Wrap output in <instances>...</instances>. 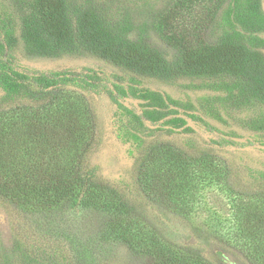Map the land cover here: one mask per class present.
<instances>
[{"label": "trees", "instance_id": "trees-1", "mask_svg": "<svg viewBox=\"0 0 264 264\" xmlns=\"http://www.w3.org/2000/svg\"><path fill=\"white\" fill-rule=\"evenodd\" d=\"M196 1L203 2L170 0L155 18L153 30L174 50L169 57L152 45L146 34L132 37L134 25L129 19L110 21L99 8L81 7L69 0H30L23 19L25 52L49 58L87 55L133 75L165 83L182 79L229 80L230 89L237 90L242 99L264 103V51L232 32L214 40L197 34L201 38L195 41L175 24L177 15ZM224 2L218 0L216 8ZM3 31L0 204L8 209V221L0 226V264H100L94 250L116 244L144 253L152 264H227L223 250L208 257L198 245L169 241L149 220L150 204L190 214L187 202L194 198L200 177L207 176L205 172L214 166L212 150L197 145L191 136L195 131L187 121L180 116L165 121L185 133L183 145H177L171 140H148L144 136L145 121L157 123L170 113L162 97L154 98L153 108L133 114L130 127L139 145L133 183L111 182L90 161L98 140L94 107L84 95L67 89L75 86L94 90L100 84L99 77L72 69L18 71L13 51L19 37L11 30ZM157 132H164L163 127ZM214 167L213 172H222L221 167ZM257 187L261 188L254 193ZM257 187L251 186L253 192L248 188L247 192L264 201V181ZM178 200L183 202L181 207ZM255 204L240 210V240L247 242L245 253L250 262L264 264V206L258 208ZM80 210L103 215L95 226L94 242L93 238L82 242L71 233L65 234L59 223L60 215ZM40 216L44 220H39ZM30 223L35 224L33 229ZM45 239H54L55 248H68L67 253H62L60 259L54 257L44 245L47 243L42 242Z\"/></svg>", "mask_w": 264, "mask_h": 264}, {"label": "rangeland", "instance_id": "rangeland-1", "mask_svg": "<svg viewBox=\"0 0 264 264\" xmlns=\"http://www.w3.org/2000/svg\"><path fill=\"white\" fill-rule=\"evenodd\" d=\"M28 1L0 0V31L8 29L19 37L13 51L14 67L25 73L72 69L99 77L100 84L94 90L67 87L84 95L97 114L98 140L90 161L99 174L114 183H133V163L139 145L130 122L133 114L140 115L146 109L153 108L154 98L162 97L165 109L170 113L157 123L145 121L146 139L159 137L183 145L181 140L186 135L182 133V128L165 123L173 116L183 117L188 126L194 129L195 133L191 136L197 145L212 150L213 165L221 167L222 172H213V166L205 172L207 176L200 177L194 198L187 202L191 208L190 214H179L150 204L147 207L149 220L171 242L198 245L208 257L221 249L227 264H252L245 253L247 242L240 240L239 225L243 221L240 210L247 206L254 207V203L258 208L264 206V201L247 192L248 189L252 191L251 186L257 187L264 181V103L254 98L242 99L237 90L230 89L229 80L182 79L165 83L133 75L87 55L65 54L59 58L29 56L25 52L26 41L22 38ZM69 1L81 7L95 6L110 21L124 22L129 19L134 25L132 37L144 33L152 45L169 57L174 55V50L158 37L152 27L155 18L170 0ZM217 3L218 0L196 1L177 15L175 24L195 41L201 38L197 34L214 40L232 32L248 45L264 51V0H225L219 9L216 8ZM162 127L164 132H157ZM166 129L172 130L166 132ZM259 188H255L254 193ZM177 203L181 207L183 202L178 200ZM11 208L18 209L15 205H11ZM7 211L0 204V226L4 223L7 225ZM60 216L59 223L65 234L71 233L82 242H90L92 238L94 242L95 226L103 219V215L93 210H80L72 214L66 212ZM38 218L44 220L45 217ZM30 224L33 229L35 224ZM42 242L47 243L44 245L48 252L56 258L60 259L62 253L68 251V248H55L54 239ZM66 245L62 244L63 247ZM97 248L93 253L100 264H152L149 256L137 253L127 245L116 244L108 246L106 250Z\"/></svg>", "mask_w": 264, "mask_h": 264}]
</instances>
